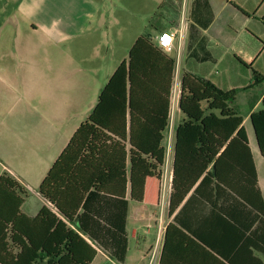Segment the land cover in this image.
Masks as SVG:
<instances>
[{
  "label": "trees",
  "instance_id": "1",
  "mask_svg": "<svg viewBox=\"0 0 264 264\" xmlns=\"http://www.w3.org/2000/svg\"><path fill=\"white\" fill-rule=\"evenodd\" d=\"M151 48L157 47L147 35L136 40L129 61L101 90L95 108L42 181L38 191L56 211L43 207L34 217L25 215L21 207L29 192L9 173L0 175V264H91L98 249L124 263L127 189L140 203L146 179L161 177L171 123L177 62L169 60L168 86H163L150 72ZM253 79L250 88L263 84L264 74L255 71ZM241 91L183 74L179 108L185 118L176 130L169 212L192 192L174 218L187 244L228 264L241 255L264 264V198L244 118L233 106ZM261 102L250 120L264 157V96ZM200 203L209 208L208 220L218 222L228 251L183 220L182 212ZM173 228V223L167 228L160 264Z\"/></svg>",
  "mask_w": 264,
  "mask_h": 264
},
{
  "label": "crops",
  "instance_id": "2",
  "mask_svg": "<svg viewBox=\"0 0 264 264\" xmlns=\"http://www.w3.org/2000/svg\"><path fill=\"white\" fill-rule=\"evenodd\" d=\"M183 2L188 10L187 18L167 21L155 15L146 33L136 31L126 41V26L124 32L112 40L111 18H104L99 0H85L88 9L85 8L81 15L74 18L41 16L40 0H0V175L9 173L29 192L21 207L27 216H36L43 207L56 211L38 189L72 136L95 108L101 90L120 64L129 61L136 40L147 35L157 47L150 51L149 63L153 67L150 72L163 86H168L169 60L176 59L171 110L174 108V116L178 111L177 122L166 133L167 152L161 177L146 179L144 199L140 203L130 199V187L127 189L129 244L124 263L130 250V236L139 235L138 223L146 218V204L161 203L157 225V238L161 240L158 264L171 223L177 229L170 231L165 264H228L225 259L210 256L195 244H187L178 229L181 227L174 223L175 216L192 192L173 214L169 212L176 130L185 118L179 108L184 73L208 79L226 90L242 89L233 106L244 118L243 125L264 198V175L262 180L259 175L264 166L260 167L256 162L246 127V123L250 122L255 136L250 116L262 108L264 94L255 100V88H250L253 83H243L245 70L252 71L253 78L255 71L264 74V0ZM136 20L121 18L130 28ZM162 31L174 34L170 52L157 46V37ZM181 35L182 41L179 40ZM177 71L179 99L175 106L173 97ZM255 141L259 156L264 160L256 136ZM202 179L203 176L198 183ZM182 213L183 220L193 230L221 248L227 247L228 242H221L225 239L218 222L207 218L209 208L206 204L200 203L199 207ZM237 235L233 238V246L239 238ZM230 243L232 245V240ZM223 250L228 251L227 248ZM100 255L111 259L98 249L91 264ZM234 261L236 264L256 263L252 257L245 255L235 257Z\"/></svg>",
  "mask_w": 264,
  "mask_h": 264
},
{
  "label": "rangeland",
  "instance_id": "3",
  "mask_svg": "<svg viewBox=\"0 0 264 264\" xmlns=\"http://www.w3.org/2000/svg\"><path fill=\"white\" fill-rule=\"evenodd\" d=\"M33 1V0H32ZM101 11L104 18H111V37L115 40L120 33L125 30L126 41L134 35L136 31L146 33L150 29V22L155 15L159 19L173 21L178 18H187V9L183 0H99ZM41 3V0H40ZM86 8L85 0H43L39 9V14L46 17H62L74 18L83 13ZM88 9V8H86ZM36 16V11H35ZM121 18H136V22L130 24L131 28L121 21ZM135 20V19H134ZM129 27V28H128ZM152 33V31H151ZM182 41V35L179 36ZM249 75V80L247 79ZM253 72L244 71L243 83H253ZM248 81V82H247ZM178 71L176 76V99L174 98L173 105L177 106L179 99L178 87ZM264 85V84H263ZM251 91V90H250ZM264 94V86L255 87L253 93L255 100L260 99ZM178 111L175 113L174 122H177ZM172 125V122H171ZM171 127V126H170ZM249 129L252 147L255 153L256 162L258 165L264 166V160L259 156L255 136L251 129V123H246ZM170 129V128H169ZM260 178L264 175V170H260ZM264 189V188H263ZM136 206V205H134ZM161 212V203L146 204V218L142 219L138 225V236H130V250L126 263L124 264H152L151 261L156 259L159 261L161 240L158 237V217ZM92 264H120L112 259L99 256ZM158 264V263H157Z\"/></svg>",
  "mask_w": 264,
  "mask_h": 264
},
{
  "label": "built area",
  "instance_id": "4",
  "mask_svg": "<svg viewBox=\"0 0 264 264\" xmlns=\"http://www.w3.org/2000/svg\"><path fill=\"white\" fill-rule=\"evenodd\" d=\"M174 34H172L171 32L169 31H162L159 36L157 37V46L166 51V52H170L172 51L173 49V44H174ZM174 98L176 99V94H174V97H173V100ZM173 121H174V108H172L171 110V122H172V125L170 123V129L173 127ZM152 264H157L158 263V260L156 259H153L151 261Z\"/></svg>",
  "mask_w": 264,
  "mask_h": 264
}]
</instances>
